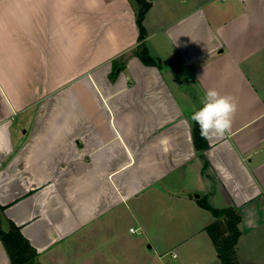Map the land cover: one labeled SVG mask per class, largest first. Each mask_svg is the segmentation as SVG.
<instances>
[{
    "label": "crops",
    "instance_id": "0c3cea01",
    "mask_svg": "<svg viewBox=\"0 0 264 264\" xmlns=\"http://www.w3.org/2000/svg\"><path fill=\"white\" fill-rule=\"evenodd\" d=\"M134 1L0 0L3 223L42 264H224L205 198L239 208L236 259L264 264V0H149L154 64ZM210 88L237 111L201 151Z\"/></svg>",
    "mask_w": 264,
    "mask_h": 264
},
{
    "label": "trees",
    "instance_id": "16d2710c",
    "mask_svg": "<svg viewBox=\"0 0 264 264\" xmlns=\"http://www.w3.org/2000/svg\"><path fill=\"white\" fill-rule=\"evenodd\" d=\"M137 11V21L140 26V40L142 41L135 53L147 64H154L155 59L151 55L145 43L146 28L144 19L151 7L149 0H135ZM194 142L198 150H205L209 147L208 139L202 138L200 128L195 123L193 128ZM201 205L210 209L216 219L207 226L213 243L220 253V260L224 264H242L236 259V245L242 233L240 228L241 214L237 206L224 208L215 207L205 198L200 201ZM0 208V240L3 241L10 257L11 264H42L39 260L37 249L24 236L21 228L13 221L9 222V227H3L2 211Z\"/></svg>",
    "mask_w": 264,
    "mask_h": 264
},
{
    "label": "clouds",
    "instance_id": "9594fccd",
    "mask_svg": "<svg viewBox=\"0 0 264 264\" xmlns=\"http://www.w3.org/2000/svg\"><path fill=\"white\" fill-rule=\"evenodd\" d=\"M202 105L191 115V120L200 128L202 138H223L231 130L237 111L233 98L210 88L205 92Z\"/></svg>",
    "mask_w": 264,
    "mask_h": 264
},
{
    "label": "rangeland",
    "instance_id": "374dc122",
    "mask_svg": "<svg viewBox=\"0 0 264 264\" xmlns=\"http://www.w3.org/2000/svg\"><path fill=\"white\" fill-rule=\"evenodd\" d=\"M126 223V225H127V228L130 226V225H134V226H136V223L134 222V220H128V221H126L125 222ZM3 227L5 228V229H7L8 228V225L7 224H5V223H3ZM183 228V227H182ZM137 236V238H140V237H142V238H144L145 236H143L142 235V233L141 232H138V234L136 235ZM3 242V241H2ZM169 258V257H168Z\"/></svg>",
    "mask_w": 264,
    "mask_h": 264
},
{
    "label": "built area",
    "instance_id": "2783aa9c",
    "mask_svg": "<svg viewBox=\"0 0 264 264\" xmlns=\"http://www.w3.org/2000/svg\"><path fill=\"white\" fill-rule=\"evenodd\" d=\"M131 230L135 232L136 231V228L132 227ZM174 256H177V255L174 254Z\"/></svg>",
    "mask_w": 264,
    "mask_h": 264
}]
</instances>
